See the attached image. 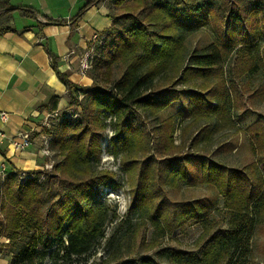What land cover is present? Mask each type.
Masks as SVG:
<instances>
[{
  "label": "trees",
  "instance_id": "trees-1",
  "mask_svg": "<svg viewBox=\"0 0 264 264\" xmlns=\"http://www.w3.org/2000/svg\"><path fill=\"white\" fill-rule=\"evenodd\" d=\"M98 1L87 0L70 23L75 25ZM227 3V0H112L113 10L109 13L112 24L103 34L104 46L97 48L99 58L94 60L88 74L91 85L72 84L67 73L57 71L54 61L56 76L67 86L69 97L75 99L80 119H65L53 132L60 157L53 166V177L59 185L57 192L52 193L51 183L44 188L36 180L20 181L19 172L7 174L0 182V238L9 242L21 237L24 240L12 264H43L45 259L49 264L70 263L88 255L104 238L108 208L90 203L95 188L112 179L109 173L95 170L100 133L107 127V118L113 129L110 143L123 154L122 166L134 181L131 210L142 218L140 228L133 231L134 237L146 228V221L163 234H172L191 221L200 222L201 233L193 249L184 252L164 248L158 255L167 264H248L254 228L264 223V167L259 168L264 164L261 156L264 116H259L246 130L250 133L252 154L260 155L252 164L235 169L206 157L197 159L202 165V183L214 186L223 198L224 227L223 220L208 218L205 205L196 200L168 202L162 185L174 186L178 180H187L185 161L190 156H177L180 147L173 142L170 118L161 120L152 154L141 121L142 116L157 117L182 100V92L175 90L176 85L190 82L195 76L206 79L215 75L232 54L235 60L231 75L235 79L254 73L259 63L264 65V52L257 44V39L264 37V1L257 0L241 11L228 12ZM1 8L5 11L0 14V25H8L11 19L8 3ZM248 11L259 15L262 24V32L253 36L243 27ZM210 13L220 16L224 27L222 39L201 53L186 54L185 34L204 26ZM235 28L237 36L232 37ZM9 31L8 26L0 27V34ZM219 82L214 88L202 86L198 92H187L188 115L194 119L213 115L224 120L226 114L227 122L231 123V98L223 79ZM81 94L83 97L78 100ZM213 102H218V106H213ZM55 107L53 103L52 109ZM206 128L204 125L203 129ZM204 139L198 132L191 145L197 146ZM7 246L0 245V251ZM114 257L111 252L96 264H159L149 256L116 261Z\"/></svg>",
  "mask_w": 264,
  "mask_h": 264
},
{
  "label": "rangeland",
  "instance_id": "rangeland-1",
  "mask_svg": "<svg viewBox=\"0 0 264 264\" xmlns=\"http://www.w3.org/2000/svg\"><path fill=\"white\" fill-rule=\"evenodd\" d=\"M111 1L107 0L110 10H113ZM255 1L257 0H227L226 9L227 12L229 10L241 11V9L248 8ZM248 12L246 17H244L243 27L249 36H253L262 32V24L259 15L253 14L252 11ZM216 15L210 13L204 26L193 28L191 32L185 34L183 46L185 47L186 54L193 52L201 53L207 46L217 43L222 39L221 35L224 27L220 16ZM121 23L119 22V24ZM235 31L236 28L232 32V37L237 36V32ZM104 43L103 41L101 45L92 49V54L88 55V62H91V68L82 73L89 74L92 70L94 60L98 59L100 55V50L97 48L104 46ZM257 44L260 45L261 51L264 52V37H259ZM234 60L235 57L232 54L222 63L219 72L206 79H199L195 76L190 82H182L176 85L175 90L182 92V100L179 103L173 104L163 110L157 117L147 118L142 116L141 118L144 125V134L149 141V148L152 154H154V147L158 140L159 132L157 129L159 124L161 120L170 118L173 122V142L176 146L180 147L177 156L181 158L190 156V160L185 161L188 169L187 180H178L174 186H170L168 183L162 185L168 202L178 203L196 200L201 205H205L206 216L208 218L223 220V227L225 226L223 198L214 186L202 183V165L198 160L201 159L200 157H206L208 160L222 163L228 168L235 169H241L244 166L252 164L260 155L256 157L252 154L249 146L250 133L246 132V130L257 121L259 116H264V65L259 63L258 69L254 73H247L235 79L231 75ZM116 77L117 73L115 72L114 78ZM220 79H223L231 98L229 109L231 123L227 122L226 114L224 120L217 119L213 115L208 119H194L188 115L186 107L189 98H187V92L191 90L198 92L202 86L214 88V86L216 87L221 83L219 82ZM76 86L86 87L82 85ZM82 97L81 94L77 99L81 100ZM68 102L71 103V107L57 109V114L60 115L68 111L70 118L67 120L76 121L80 119V109L76 106L75 99L69 98ZM213 106L217 107L218 102H213ZM181 111L183 115H181ZM74 115L77 116L75 117ZM39 123L40 129L38 133L32 136V139H36L39 154L44 159V164L40 170L27 173L31 176L30 180H36L38 183L44 185V188H46L47 183H51V190L54 194L58 191L59 185L57 179L53 177V166L60 160V157L55 148L53 132L61 122L58 123L56 119L48 117L46 121L42 119ZM106 125V129L100 133V154L95 170L96 172L109 173L112 175V179L95 188V195L92 197L90 203L91 206L104 204L108 208L109 217L105 225V236L95 244L88 255L73 259L70 263L66 264H96L104 257L106 258L111 252L115 253V261L117 259L126 260L137 256H149L159 264H167L165 258L158 255L160 250L175 248L185 252L193 249L201 233V223L191 221L176 229L172 234H163L158 233L154 226L146 221V228L139 230L137 239L134 237L133 231L136 228H140L139 223L142 219L138 212L131 210V193L134 181L132 174L127 173L122 166L121 157L123 154L118 149L113 148L110 143L113 129L109 126V118L106 119ZM204 125H207L206 130L203 129ZM239 131L242 135V138L239 135L236 137L239 147L231 155V158L227 159L229 156L224 153L225 150L223 149L226 137L235 132L238 134ZM198 132L200 138L205 137V139L201 141V145L199 143L197 146H192L191 140L195 138ZM239 137L242 139L241 141ZM45 149L47 155H43L42 150ZM261 156H264V154ZM262 167H264V164L259 165L260 169ZM143 234L144 239H142ZM6 244L8 246L0 251V264H12L13 257L20 252L24 240L21 237L13 242H9L5 238H0V245ZM154 244H157L156 247L151 248ZM43 264H49V260L45 259ZM248 264H264V223L258 224L254 228Z\"/></svg>",
  "mask_w": 264,
  "mask_h": 264
},
{
  "label": "crops",
  "instance_id": "crops-1",
  "mask_svg": "<svg viewBox=\"0 0 264 264\" xmlns=\"http://www.w3.org/2000/svg\"><path fill=\"white\" fill-rule=\"evenodd\" d=\"M86 1L0 0V14L5 11L1 8L5 2L11 11L9 24L0 25L11 28L0 34V114L8 115L5 121L0 117V170L6 174L42 168L44 159L32 136L38 133L47 110H53V103L54 110L71 107L68 88L57 78L54 61L57 71L67 73L72 84L87 87L92 83L88 74L79 70L80 58L92 54L96 48L93 36H102L112 19L107 0H99L72 25L70 20ZM23 130L32 132L31 144L14 151L10 139ZM235 133L227 135L224 142L227 159L239 147L237 135L242 138L240 131Z\"/></svg>",
  "mask_w": 264,
  "mask_h": 264
},
{
  "label": "built area",
  "instance_id": "built-area-1",
  "mask_svg": "<svg viewBox=\"0 0 264 264\" xmlns=\"http://www.w3.org/2000/svg\"><path fill=\"white\" fill-rule=\"evenodd\" d=\"M38 20H41L43 21L41 18H38ZM105 37L102 35H94L93 38H92V41H94V43L96 44V46L98 45H101L104 41ZM91 62L89 61L88 62V56H82L80 58V62H79V70L81 72L91 68L90 66ZM48 114L45 115V117L43 118V120H47L48 117L50 118H54L56 119V121H58V123H60L61 121L65 120V119H69L70 118V115H69V112H64L62 114H57V111L56 110H50L47 112ZM7 114L6 113H1L0 114V117L2 120H6L7 119ZM75 117L77 115H74ZM46 126V124H44ZM0 136H2V133L0 132ZM31 136H32V132L31 131H26V130H23V131H20L18 132L14 137H12L10 139V145L12 147V149L14 151H22L24 149H26L27 147L30 146L31 144ZM43 138V136H41ZM45 150H42L43 152V155H47V153L45 152ZM6 173L4 172V169H1L0 170V182H3V180L5 179L6 177ZM30 175L25 172V171H20L18 173V178L20 181H24V180H27V179H30Z\"/></svg>",
  "mask_w": 264,
  "mask_h": 264
}]
</instances>
